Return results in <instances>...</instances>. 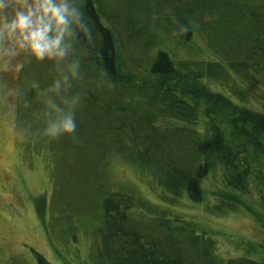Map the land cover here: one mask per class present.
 <instances>
[{
    "label": "trees",
    "instance_id": "16d2710c",
    "mask_svg": "<svg viewBox=\"0 0 264 264\" xmlns=\"http://www.w3.org/2000/svg\"><path fill=\"white\" fill-rule=\"evenodd\" d=\"M81 6L95 41L86 50L75 45L73 53L79 76L65 95L79 96L75 133L43 134L44 93L60 75L52 61L22 67L14 100L2 103L34 149L85 146L76 176L83 193L95 197L89 264H264L224 255L216 238L178 209L185 198L202 200L210 174L234 196L255 188L264 209V115H239L250 132L236 137L214 105L197 97V87L212 84L242 101L247 87L264 84V0H82ZM204 47L212 57L199 56ZM114 162L145 179L154 199L131 185H111ZM237 206L222 200L206 211Z\"/></svg>",
    "mask_w": 264,
    "mask_h": 264
},
{
    "label": "rangeland",
    "instance_id": "374dc122",
    "mask_svg": "<svg viewBox=\"0 0 264 264\" xmlns=\"http://www.w3.org/2000/svg\"><path fill=\"white\" fill-rule=\"evenodd\" d=\"M8 11L10 14L12 9ZM197 44L203 47L201 41ZM198 52L202 58L213 54L206 47ZM17 59L24 68L33 61L23 54ZM17 73L0 71V264H41L39 257L44 264H89L87 251L96 238L95 197L90 190L83 193L84 185L76 176L83 166L80 156L85 146L46 143L42 146L46 150L34 149L23 132L16 130L10 106L2 102L14 100ZM197 88L200 102L214 105L213 114L231 135L250 132L248 122L239 115H264V84L247 87L242 101L212 84ZM93 175L98 177L97 171ZM116 182L131 185L141 197H155L146 180L126 163H112L110 184ZM202 195L197 202L182 199L178 209L195 221L197 229L214 236L224 255L264 260V209L258 190L234 196L222 187L219 176L210 174L202 182ZM222 200L238 205L236 211H206ZM80 205L86 208L80 210ZM81 219L89 220L90 227L80 226Z\"/></svg>",
    "mask_w": 264,
    "mask_h": 264
},
{
    "label": "clouds",
    "instance_id": "9594fccd",
    "mask_svg": "<svg viewBox=\"0 0 264 264\" xmlns=\"http://www.w3.org/2000/svg\"><path fill=\"white\" fill-rule=\"evenodd\" d=\"M81 4L82 0H0V71H19L23 63L17 58L23 54L37 62L52 61L60 72L44 93L48 110L43 134L50 138L71 135L77 128L79 96L65 95L79 76L80 61L73 53L75 45L86 50L95 41Z\"/></svg>",
    "mask_w": 264,
    "mask_h": 264
}]
</instances>
